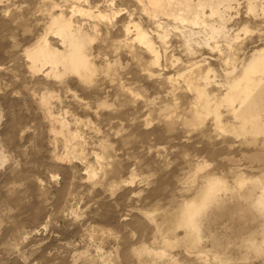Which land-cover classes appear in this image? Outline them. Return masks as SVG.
I'll return each instance as SVG.
<instances>
[{
    "label": "rangeland",
    "instance_id": "374dc122",
    "mask_svg": "<svg viewBox=\"0 0 264 264\" xmlns=\"http://www.w3.org/2000/svg\"><path fill=\"white\" fill-rule=\"evenodd\" d=\"M65 1L0 0V264H264L254 185L264 173L248 159L264 154V135L238 138L199 118L195 91L141 73L139 53L132 75L98 72L88 81L34 72L26 51ZM244 6L232 27L248 24L240 39L255 43L240 61L264 41V19L246 18ZM214 67L224 78L222 64ZM49 113L67 122L64 133ZM222 113L224 127L233 125ZM211 177L230 190L200 218L199 239L180 227V210L200 201Z\"/></svg>",
    "mask_w": 264,
    "mask_h": 264
},
{
    "label": "bare ground",
    "instance_id": "6f19581e",
    "mask_svg": "<svg viewBox=\"0 0 264 264\" xmlns=\"http://www.w3.org/2000/svg\"><path fill=\"white\" fill-rule=\"evenodd\" d=\"M118 1L66 0L64 5L56 6L57 13H52L48 32L26 51L32 70L40 72L46 68V75L59 80L69 74L87 80L98 72L128 75L139 53L141 73L149 77L167 74L170 90L175 91L178 81L183 80L188 90L195 91L194 114L199 118L201 114L213 118L216 126L238 138L264 135V41L255 45L249 58L240 61V53L255 41L254 38L248 42L240 39L242 33L250 32L248 24L244 23L246 26L238 30L232 27L241 19L243 5L246 18L253 22L264 19V0H125L130 10L118 8ZM257 33L258 38L264 35V32ZM121 36L122 40L117 39ZM50 38L58 40L57 47L51 44ZM176 50L185 55L186 61L176 56ZM125 53L131 61L122 60ZM167 53H170L168 58ZM145 56L148 61L143 64ZM97 62H102L104 67H99ZM217 63L222 64L224 78L217 74L214 67ZM151 102L154 104V100ZM42 103L49 107L51 97L44 96ZM223 109L234 120L230 126L225 121L227 128L223 125ZM49 114L64 133L67 122ZM248 159L252 164H261L264 173L263 153H253ZM3 162L0 154V165ZM254 185L261 192L257 208L264 211V183L255 180ZM243 186L245 181L240 182V188ZM229 190L223 179H207L200 201L185 200L180 210V227L200 239V218L216 204L222 192Z\"/></svg>",
    "mask_w": 264,
    "mask_h": 264
}]
</instances>
